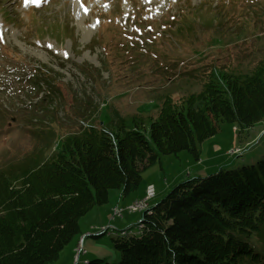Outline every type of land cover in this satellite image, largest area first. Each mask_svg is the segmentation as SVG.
Returning a JSON list of instances; mask_svg holds the SVG:
<instances>
[{"label":"rangeland","instance_id":"374dc122","mask_svg":"<svg viewBox=\"0 0 264 264\" xmlns=\"http://www.w3.org/2000/svg\"><path fill=\"white\" fill-rule=\"evenodd\" d=\"M144 8V25L150 19L175 25L157 36V50L153 29L131 30ZM189 17L194 23L184 29ZM258 64L264 65V0H0V168L43 144L53 145L38 124L53 122L62 135L114 111L122 118L137 114L147 127L163 95L180 100L209 78L247 73ZM40 66L52 69L48 77L55 91L49 98L47 85L35 91L25 80ZM218 127L198 146V159L187 150L159 155L142 173L138 189L125 197L110 190L108 201L81 219L79 232L50 264L118 260L109 230L101 229L130 226L137 232L141 213L126 207L150 185L152 206L182 180L215 173L221 165L236 168L264 159V117L249 128L229 122ZM114 208L123 209L121 217L113 216ZM80 243L84 252L79 253Z\"/></svg>","mask_w":264,"mask_h":264},{"label":"trees","instance_id":"16d2710c","mask_svg":"<svg viewBox=\"0 0 264 264\" xmlns=\"http://www.w3.org/2000/svg\"><path fill=\"white\" fill-rule=\"evenodd\" d=\"M193 23L187 18L184 29ZM158 44L156 39L152 49ZM34 69L31 82L38 91L47 85L49 98L55 91L48 77L52 69ZM218 75L180 100L163 95L147 127L137 114L122 118L114 111L62 135L53 122L35 123L53 145L0 168V264L54 262L79 232V220L105 204L110 190L125 196L138 189L159 155L187 150L198 159V146L218 132L220 122L249 128L264 117L263 64ZM136 222L133 234H110L118 260L82 263L264 264V159L182 180Z\"/></svg>","mask_w":264,"mask_h":264},{"label":"built area","instance_id":"2783aa9c","mask_svg":"<svg viewBox=\"0 0 264 264\" xmlns=\"http://www.w3.org/2000/svg\"><path fill=\"white\" fill-rule=\"evenodd\" d=\"M238 150V148H236ZM154 188L153 186H148L145 190V194L142 198H138V199H135L131 204H129L128 207H126V209L128 210V212L130 213H133V212H140V213H144L145 211L148 212L149 211V207H150V204H149V200L151 199V197L153 198L154 197ZM122 211L123 209H117V208H114L113 209V216H122ZM140 224H139V228H140ZM138 227V226H137ZM107 230H109L110 233H113L114 229L112 227H103L101 229V231L103 232H107ZM114 234V233H113ZM115 234H120V235H123V234H133V232L131 230H122V231H119L117 230L115 232ZM81 245L82 243H80L79 245V249H78V252L80 253L81 252ZM82 252H84V250H82ZM76 257L78 258V256L76 255Z\"/></svg>","mask_w":264,"mask_h":264},{"label":"crops","instance_id":"0c3cea01","mask_svg":"<svg viewBox=\"0 0 264 264\" xmlns=\"http://www.w3.org/2000/svg\"><path fill=\"white\" fill-rule=\"evenodd\" d=\"M117 191L120 193V190H117ZM120 196H121V193H120ZM123 197H125V196H123ZM123 197H122V198H123ZM93 209H94V208H93ZM93 209H91V210L89 211V213L92 212ZM89 213H87V214H89ZM87 214H86V215H87ZM84 217H85V216H83L82 218H84ZM82 218H81V219H82ZM81 219L79 220V222L81 221ZM129 227H130V226H129ZM122 229H126V228H122ZM79 230H80V227H79ZM117 230H118V229H117Z\"/></svg>","mask_w":264,"mask_h":264},{"label":"snow or ice","instance_id":"6c2138e0","mask_svg":"<svg viewBox=\"0 0 264 264\" xmlns=\"http://www.w3.org/2000/svg\"><path fill=\"white\" fill-rule=\"evenodd\" d=\"M25 2L27 3V2H29V0H25ZM38 6V5H37Z\"/></svg>","mask_w":264,"mask_h":264}]
</instances>
